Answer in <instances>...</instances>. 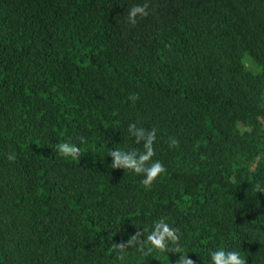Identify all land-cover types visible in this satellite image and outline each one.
<instances>
[{"label":"trees","instance_id":"obj_1","mask_svg":"<svg viewBox=\"0 0 264 264\" xmlns=\"http://www.w3.org/2000/svg\"><path fill=\"white\" fill-rule=\"evenodd\" d=\"M141 128L164 169L147 186L110 156L138 159ZM217 249L264 264V0H0V264Z\"/></svg>","mask_w":264,"mask_h":264},{"label":"clouds","instance_id":"obj_2","mask_svg":"<svg viewBox=\"0 0 264 264\" xmlns=\"http://www.w3.org/2000/svg\"><path fill=\"white\" fill-rule=\"evenodd\" d=\"M136 13L144 15L143 9L136 7L131 10L129 16H134ZM133 128V124L128 125V130L130 132ZM133 134L136 136L137 140H145L143 154L136 159L126 154L124 151L118 149L112 150L110 151V156L112 157L111 165L113 168L123 167L125 169H131L135 173L143 171L145 175L142 183L147 186L150 185L157 175L164 170L159 161L147 163L153 156L152 145L156 138L155 130L149 132L147 136L144 135L143 128L138 129ZM57 150L61 155L66 157H78L79 155V149L75 145H70L68 143H59L57 145ZM7 159L14 160L15 157L8 155ZM175 233L176 229L171 228L164 219H161L154 224V229L148 234L147 243L151 245L152 248L165 251L168 241H176L177 236ZM208 255L211 264H244L243 258L236 251L217 249L210 251ZM176 264H194V262L188 258V255L181 252L180 259L176 261Z\"/></svg>","mask_w":264,"mask_h":264}]
</instances>
